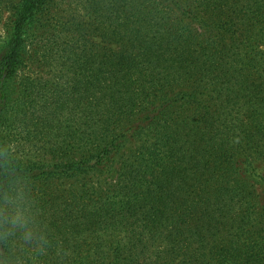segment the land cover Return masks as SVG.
Wrapping results in <instances>:
<instances>
[{"label":"trees","instance_id":"trees-1","mask_svg":"<svg viewBox=\"0 0 264 264\" xmlns=\"http://www.w3.org/2000/svg\"><path fill=\"white\" fill-rule=\"evenodd\" d=\"M58 1L28 0V21L55 16L48 33L64 42L50 68L81 70L92 132L63 168L30 161V182L75 180L71 203L47 195V258L264 264V0H67L56 12ZM24 24L0 61L7 75L23 63ZM144 116L141 146L124 151L118 134ZM5 163L0 195L20 178Z\"/></svg>","mask_w":264,"mask_h":264},{"label":"rangeland","instance_id":"rangeland-1","mask_svg":"<svg viewBox=\"0 0 264 264\" xmlns=\"http://www.w3.org/2000/svg\"><path fill=\"white\" fill-rule=\"evenodd\" d=\"M66 2L59 0L51 8L60 12ZM24 19L23 63L8 75L0 72V159L20 177L0 195V249L11 251L7 264H82L75 258L62 261L46 256L52 246L43 215L47 195L57 188L71 203L75 180H55L51 187L43 181H28L31 159L63 168L66 160L89 152L90 147L81 151L92 132L82 126L89 120L80 110L76 91L82 73L72 62L65 69L50 68L62 57L49 49L64 40L48 33L49 25H56L55 16L39 15L28 21V0H0V61L10 52L16 28ZM144 129L149 131L147 116L118 134L119 141L126 142L124 151L138 150L142 142L137 131ZM258 193L259 210L264 213V187L258 186Z\"/></svg>","mask_w":264,"mask_h":264}]
</instances>
